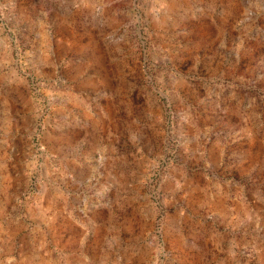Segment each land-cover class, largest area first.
<instances>
[{"label":"rangeland","instance_id":"374dc122","mask_svg":"<svg viewBox=\"0 0 264 264\" xmlns=\"http://www.w3.org/2000/svg\"><path fill=\"white\" fill-rule=\"evenodd\" d=\"M0 264H264V0H0Z\"/></svg>","mask_w":264,"mask_h":264}]
</instances>
